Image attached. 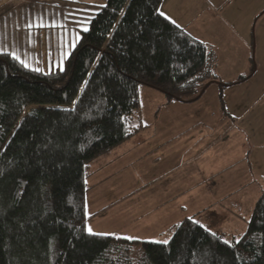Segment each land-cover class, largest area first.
<instances>
[{"label": "trees", "instance_id": "1", "mask_svg": "<svg viewBox=\"0 0 264 264\" xmlns=\"http://www.w3.org/2000/svg\"><path fill=\"white\" fill-rule=\"evenodd\" d=\"M164 1L84 0L89 31L64 71L0 54V264H264V192L239 241L192 219L167 244L87 232L89 169L140 132V88L189 103L216 80L215 54L160 14Z\"/></svg>", "mask_w": 264, "mask_h": 264}, {"label": "crops", "instance_id": "2", "mask_svg": "<svg viewBox=\"0 0 264 264\" xmlns=\"http://www.w3.org/2000/svg\"><path fill=\"white\" fill-rule=\"evenodd\" d=\"M190 1L189 15L195 24L210 25L215 31H237L233 21L237 15L225 8L226 3H220L225 0ZM9 3L0 1V54L13 57L20 54L19 61H24L23 57H32L36 50L47 46L49 38L43 32L38 33L41 27L32 28L30 19L34 16L29 10L15 6L17 1ZM3 6L6 7L2 9ZM39 9L41 16L37 21L49 23L50 10ZM20 28L29 32L21 33ZM238 29L241 33L242 29L239 26ZM36 38L45 42L37 43ZM207 93L210 92H204L195 102L168 100L167 105L179 103L173 109L178 110L180 106L182 110L194 109L195 116L177 117L174 122H154L153 127L146 119L159 118L160 108L140 105L134 116V123L140 128L138 135L96 162L99 165L96 175L105 165L107 181L115 182L117 175L126 174L132 180L124 178V187L126 181L140 185L139 189L131 190L133 187L127 184L123 195L109 200L106 207L96 205L99 210L92 219L104 211H111L110 216L118 213L123 218L117 225L121 235L117 233L115 238L164 244L161 241H170L177 227L188 219L227 242L239 241L247 233L255 206L264 192V170L257 173L239 166L242 155H247L244 144L254 143L250 135L245 137V131H250L252 125L247 128L249 121L243 116V98H229L235 92H226V97L225 92H217L215 95L220 101L212 98L204 101L206 106H203ZM164 105L162 109L169 108ZM147 131L150 132L147 134ZM238 166L242 170L238 171Z\"/></svg>", "mask_w": 264, "mask_h": 264}, {"label": "rangeland", "instance_id": "3", "mask_svg": "<svg viewBox=\"0 0 264 264\" xmlns=\"http://www.w3.org/2000/svg\"><path fill=\"white\" fill-rule=\"evenodd\" d=\"M0 1L3 4L6 1H10L9 4L12 1L13 3L17 1L15 6L29 10L34 16L30 19L33 21L32 28L39 29L41 27L42 29L38 30V33L43 32L49 38V44L47 43V46L42 47L44 49L40 48L36 50L32 57L22 58L29 69L46 74L60 69L61 63L64 66L62 61L66 60L64 58L65 53H71L74 49L71 46L72 40L75 38L76 33H80L82 25H87L92 13L91 9H93L92 7L81 5V3H84V0ZM191 3L192 1L190 0H165L161 6L160 14L164 13L163 17L172 19L170 21H175L181 29L196 41L206 45L209 51L213 52L216 56V80L202 89L203 92H210L209 95L208 93L205 95L206 99L203 98V106H206V102L204 103V101L212 100V98L213 100L218 99L220 101V98L215 95L217 92H225V97L227 96L226 92H235L229 96L230 99H233L235 96L236 98L238 96L243 98V105L245 106L243 116H246L249 121L247 128L252 125L250 131H245V137L250 135L254 143L244 144L248 148L247 155H242V164L239 166L243 170L249 171V168H251L253 171L257 170V173H260V169L261 171L264 170V0L220 1L222 4L226 3L227 6L225 5V8L227 10L234 11L233 15H237L232 20L234 24H237V31L239 30L238 26L242 29L241 33L237 31L229 32L228 30L223 32L215 31L210 25L203 27L195 24L192 16L189 15L188 6ZM199 4L203 7L202 2H199ZM5 7L3 6L2 9ZM39 7L50 10L51 20L49 23L37 21L41 16ZM21 29L23 28H20L21 33L29 32L28 30L23 31ZM34 32H37V30H34ZM34 41L40 44L45 42L38 38ZM18 57L21 59L20 54ZM54 62H57V64L54 65ZM224 85L227 87L226 89ZM225 97L221 98L225 99ZM140 100L141 106L160 108L159 118L151 117L146 119V121L150 122L151 127L155 125L154 122H174L177 117L180 119L185 117L187 119L189 116H195L194 109L186 108L182 110L180 109L182 106L178 110L173 109L179 103H169L167 105L168 98L165 95L145 87L140 88ZM236 102L235 100L234 103L236 104ZM164 104L169 108L162 109L165 106ZM144 112L142 111V115H144ZM175 126L177 127V125ZM169 129L170 127L167 129L168 133ZM149 132L147 131V134ZM105 159L102 161L105 162ZM96 164L90 167L87 180L86 215L89 221L87 228L91 227L93 230V234L91 235L115 238L117 233H121L117 225L122 223L123 218L120 215L118 216V213L110 216L111 211H104L92 219L93 214L98 213L99 210V206L96 205L99 203L101 207H106L109 200L123 195L124 190L127 189V184L128 187H133L131 190L135 187L139 189L140 185L126 181L127 184L124 187L122 182L124 178L131 179L126 174L117 175L115 182L107 181L108 174L107 169H104L105 165H103V170L96 175V169L99 167ZM239 166L236 168L238 171L242 170ZM211 197H215V194H211ZM88 234L90 233L88 232ZM140 248L139 246L136 248L128 246L119 247L121 252L124 251L126 253L128 250L129 258L134 263L139 261L142 256L139 253L141 251Z\"/></svg>", "mask_w": 264, "mask_h": 264}, {"label": "snow or ice", "instance_id": "4", "mask_svg": "<svg viewBox=\"0 0 264 264\" xmlns=\"http://www.w3.org/2000/svg\"><path fill=\"white\" fill-rule=\"evenodd\" d=\"M161 15H164V13H161ZM40 26H43V25H40ZM82 30L84 32H88L89 31V28L87 27L86 24H84V25H82ZM81 39H82V37L80 36V34L79 33H76L75 38L72 40L71 46L73 48H75L76 45L80 42ZM69 55H70V53H65L64 58H67ZM14 58L17 59V60H19V57H15L14 56ZM20 62L23 64L24 67H28V65L24 61H20ZM59 67H60V71H64L65 70L62 63H61V65ZM87 231L90 234H93V230L91 229V227H88L87 228ZM168 242H169L168 240L161 241V243H164V244H167Z\"/></svg>", "mask_w": 264, "mask_h": 264}]
</instances>
